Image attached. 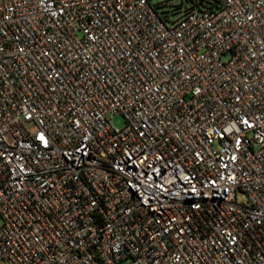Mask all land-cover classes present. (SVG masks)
<instances>
[{"label": "built area", "instance_id": "obj_1", "mask_svg": "<svg viewBox=\"0 0 264 264\" xmlns=\"http://www.w3.org/2000/svg\"><path fill=\"white\" fill-rule=\"evenodd\" d=\"M157 7L0 0L4 264H264V0Z\"/></svg>", "mask_w": 264, "mask_h": 264}, {"label": "rangeland", "instance_id": "obj_2", "mask_svg": "<svg viewBox=\"0 0 264 264\" xmlns=\"http://www.w3.org/2000/svg\"><path fill=\"white\" fill-rule=\"evenodd\" d=\"M191 0H151V3L158 4L157 12L160 15H163V13H166L169 15L170 19H174L179 15V13L175 14L177 12V9L175 8V5H178L181 7V9H184L186 5L190 4ZM223 59L227 58V55H223ZM112 122L115 127L120 128L123 125V118L121 115H113L112 116ZM236 200L238 202H245V194L242 192L237 191L236 192ZM0 264H4L2 260H0Z\"/></svg>", "mask_w": 264, "mask_h": 264}, {"label": "trees", "instance_id": "obj_3", "mask_svg": "<svg viewBox=\"0 0 264 264\" xmlns=\"http://www.w3.org/2000/svg\"><path fill=\"white\" fill-rule=\"evenodd\" d=\"M218 0H191V3H193V6L195 7H208V6H216ZM178 5H175V8L177 9Z\"/></svg>", "mask_w": 264, "mask_h": 264}]
</instances>
